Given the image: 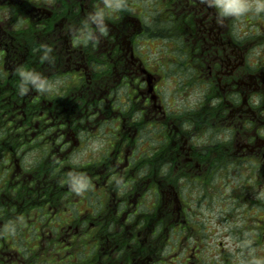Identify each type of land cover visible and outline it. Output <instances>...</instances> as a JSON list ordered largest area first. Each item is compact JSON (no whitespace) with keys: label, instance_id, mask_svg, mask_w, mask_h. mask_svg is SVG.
Masks as SVG:
<instances>
[{"label":"flooded vegetation","instance_id":"af4514ba","mask_svg":"<svg viewBox=\"0 0 264 264\" xmlns=\"http://www.w3.org/2000/svg\"><path fill=\"white\" fill-rule=\"evenodd\" d=\"M128 3L92 49L68 26L102 0H0V228L25 218L15 238L0 231V264H236L217 211L264 255V17L236 21L237 39L194 0ZM20 64L59 91L19 96ZM79 152L94 184L82 197L62 183Z\"/></svg>","mask_w":264,"mask_h":264},{"label":"clouds","instance_id":"9594fccd","mask_svg":"<svg viewBox=\"0 0 264 264\" xmlns=\"http://www.w3.org/2000/svg\"><path fill=\"white\" fill-rule=\"evenodd\" d=\"M194 3L205 10H212L209 14L218 25L223 26L226 21H233V35L237 39L239 38V34L235 30L236 21L248 16L264 17V0H194ZM129 10L128 0H102V4L94 5L92 10L88 11L78 23L68 26V34L71 36L72 44L76 47L98 49L104 38L109 37V33L111 32L107 21L113 16ZM22 26V18L18 19L12 25L14 29H20ZM261 47H264V45H261ZM32 51L39 53L38 60L41 64L47 65L49 69H55L56 56L54 55V48L50 44L39 43ZM253 52L259 55L260 48H254ZM13 73L18 78L17 92L21 97L33 92L38 96L51 95L59 91L60 85L62 84L61 77L56 76L54 79L50 78L43 71L27 67L23 64L15 66ZM231 138V130H225L223 139L228 141ZM90 147L91 151L99 152L105 147V144L103 140L94 139ZM83 155V152L71 155L70 162L73 167L66 172L65 178L62 181V183L67 185L68 190L77 197L84 196L94 188L93 181L88 173L79 170ZM25 163H31L27 156L25 157ZM167 169L168 165L164 164L162 166V172H166ZM144 174V171L139 173L141 176ZM112 181L117 190H127L128 185L123 176L113 175ZM232 181L233 183H239V178L232 177ZM256 198L264 200V191L258 192ZM211 215L213 216L212 223L217 227L218 234L228 233L223 239L225 246L233 255L236 264H264V255H258L257 248L253 246V233L244 231L242 234H233L230 225L221 227L216 224L215 218L219 215L218 211L211 213ZM24 223L25 218L23 216H17L4 223L0 231L11 238H15L18 228ZM241 237L243 238L241 239ZM21 251L23 252L24 250L21 249Z\"/></svg>","mask_w":264,"mask_h":264},{"label":"rangeland","instance_id":"374dc122","mask_svg":"<svg viewBox=\"0 0 264 264\" xmlns=\"http://www.w3.org/2000/svg\"><path fill=\"white\" fill-rule=\"evenodd\" d=\"M246 18V17H245ZM250 21L251 22H254L255 20L252 18V16H251V18H250ZM251 26H255V24H251ZM150 47H151V44H150ZM149 52V51H148ZM153 52V51H152ZM148 54H150V53H148ZM232 174H229V181H231V179H230V176H231ZM231 184H232V182H231ZM261 254H264V250L262 249L261 250Z\"/></svg>","mask_w":264,"mask_h":264}]
</instances>
